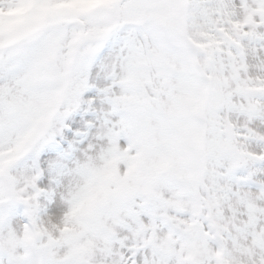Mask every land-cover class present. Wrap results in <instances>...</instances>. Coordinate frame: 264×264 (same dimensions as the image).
<instances>
[{
	"label": "snow or ice",
	"instance_id": "obj_1",
	"mask_svg": "<svg viewBox=\"0 0 264 264\" xmlns=\"http://www.w3.org/2000/svg\"><path fill=\"white\" fill-rule=\"evenodd\" d=\"M0 264H264V0H0Z\"/></svg>",
	"mask_w": 264,
	"mask_h": 264
}]
</instances>
